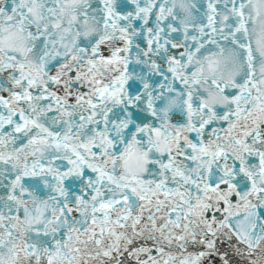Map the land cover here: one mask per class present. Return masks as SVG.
<instances>
[{"label": "snow or ice", "instance_id": "6c2138e0", "mask_svg": "<svg viewBox=\"0 0 264 264\" xmlns=\"http://www.w3.org/2000/svg\"><path fill=\"white\" fill-rule=\"evenodd\" d=\"M0 264H264V0H0Z\"/></svg>", "mask_w": 264, "mask_h": 264}]
</instances>
